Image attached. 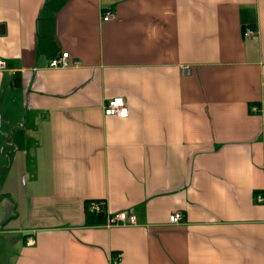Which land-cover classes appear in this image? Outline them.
<instances>
[{
    "label": "crops",
    "instance_id": "crops-1",
    "mask_svg": "<svg viewBox=\"0 0 264 264\" xmlns=\"http://www.w3.org/2000/svg\"><path fill=\"white\" fill-rule=\"evenodd\" d=\"M0 58V264H264V0H0Z\"/></svg>",
    "mask_w": 264,
    "mask_h": 264
},
{
    "label": "built area",
    "instance_id": "built-area-1",
    "mask_svg": "<svg viewBox=\"0 0 264 264\" xmlns=\"http://www.w3.org/2000/svg\"><path fill=\"white\" fill-rule=\"evenodd\" d=\"M114 15L113 11L106 10L102 14L103 20H109ZM251 29H246L244 31L245 35L250 34ZM80 60L77 58L70 57V54L67 50H61L57 54H55L53 57L49 58L47 60V66L53 67V68H68L72 66H78L80 65ZM3 60L0 58V69L3 67ZM184 71H187V67H183ZM102 111L104 115H115V116H126L128 114V106L126 103V100L122 96H113L107 98L102 106ZM263 199L262 193L257 192L255 194V200L261 201ZM89 210L92 212H100L101 206L100 203H98L96 200H90L88 203ZM181 214L178 211L173 212L169 216L170 221H177L180 219ZM135 217L133 214L125 211V210H118L110 213L105 214V225L111 226V225H121V224H133L135 223ZM28 242H33V238L31 236L27 239Z\"/></svg>",
    "mask_w": 264,
    "mask_h": 264
},
{
    "label": "trees",
    "instance_id": "trees-1",
    "mask_svg": "<svg viewBox=\"0 0 264 264\" xmlns=\"http://www.w3.org/2000/svg\"><path fill=\"white\" fill-rule=\"evenodd\" d=\"M90 200H96L98 203H100V206H101V211L100 212H92L89 210V207H88V203ZM85 211L87 213V220L89 223H95V222H99V221H102L104 219V214H106L103 210V203L100 201V200H97V199H89L86 201L85 203ZM102 212V213H101Z\"/></svg>",
    "mask_w": 264,
    "mask_h": 264
}]
</instances>
